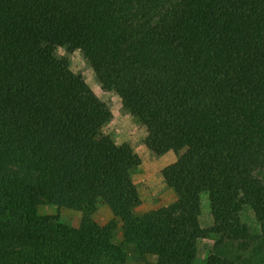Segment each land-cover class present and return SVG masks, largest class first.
<instances>
[{
	"label": "trees",
	"instance_id": "1",
	"mask_svg": "<svg viewBox=\"0 0 264 264\" xmlns=\"http://www.w3.org/2000/svg\"><path fill=\"white\" fill-rule=\"evenodd\" d=\"M74 53L152 155L176 153L175 205L141 208L142 158ZM53 193L78 224L40 213ZM203 238L205 264H264V0H0V264H194Z\"/></svg>",
	"mask_w": 264,
	"mask_h": 264
},
{
	"label": "rangeland",
	"instance_id": "2",
	"mask_svg": "<svg viewBox=\"0 0 264 264\" xmlns=\"http://www.w3.org/2000/svg\"><path fill=\"white\" fill-rule=\"evenodd\" d=\"M72 60L73 68L80 71L93 90L105 100L111 107L113 117L105 126V130L113 134L119 141L130 142L138 151L142 158V163L133 171V178L139 187L142 197V209L157 207L161 204L175 205L177 198L172 188L166 185L161 175V170L167 164L176 159V153L173 150L167 151L163 155L156 157L152 155L148 147L143 144L142 137L144 128L140 125L122 106V101L114 91L105 90L97 80L93 70L79 53L69 54ZM210 158L215 162L214 151H210ZM90 195L97 202V208L94 218L105 223L112 218V211L103 199L100 188L93 185L89 188ZM40 213L59 215L62 220L71 224H78L81 212L69 206L67 200L60 198L53 193L46 198V202L39 206ZM209 200L207 194L202 196V211L196 218L199 226L210 224L209 218ZM245 220L250 224L255 223L251 212H246ZM120 238V236H118ZM213 247L212 238H203L199 241V254L194 264H205V259L209 256ZM129 257L131 264H144L139 258L136 250L130 248ZM151 258V257H149Z\"/></svg>",
	"mask_w": 264,
	"mask_h": 264
}]
</instances>
